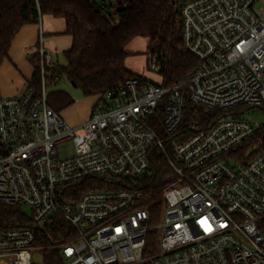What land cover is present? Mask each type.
<instances>
[{
  "label": "built area",
  "instance_id": "2783aa9c",
  "mask_svg": "<svg viewBox=\"0 0 264 264\" xmlns=\"http://www.w3.org/2000/svg\"><path fill=\"white\" fill-rule=\"evenodd\" d=\"M96 2L112 22L126 6ZM178 15L183 48L197 60L183 83L129 79L97 96L73 127L47 104L52 56L40 46L41 91L0 96V206L29 212L0 225V264H33L32 252L46 246L65 264H264V149L243 151L264 126L232 112L175 139L190 105L264 106V0H179ZM150 64L159 73L156 57ZM68 141L71 155L58 158ZM154 150L171 171L158 225L135 188ZM58 228L56 241L41 242Z\"/></svg>",
  "mask_w": 264,
  "mask_h": 264
},
{
  "label": "trees",
  "instance_id": "16d2710c",
  "mask_svg": "<svg viewBox=\"0 0 264 264\" xmlns=\"http://www.w3.org/2000/svg\"><path fill=\"white\" fill-rule=\"evenodd\" d=\"M178 1L125 0L126 6H120L117 10L118 21L112 22L104 15L96 0H0V63L8 57L15 36L24 26L39 23L42 16H51L64 22V34L70 37L71 46L63 53L65 64L51 65L46 68V72L66 78L84 96L97 97L133 78L150 82L125 66L126 59L132 56L126 47L136 38L147 39L150 59L156 57L159 61V75L164 87L183 83L195 69L197 60L183 48ZM29 61L34 72L28 85L40 92L39 54L30 57ZM46 98L47 104L58 114L74 103L72 97L63 91L47 92ZM247 110L239 107L221 112L190 105L185 109V118L175 139L181 136H185V139L193 127L206 131L219 119ZM157 132L161 135L159 128ZM263 149L264 129L243 151L253 150V156ZM170 177L171 171L165 156L159 150H154L149 171L138 180L135 187L147 198L145 207L149 208L152 215L151 223H155V217L161 212V190ZM91 181L81 184L80 190H87ZM23 219L25 215L21 209L0 206L1 226L13 227L23 223ZM58 230L51 234L50 240L42 235L41 242L56 241L59 238ZM155 235V232L149 233L145 255L153 251ZM42 264H65L61 250L56 246H46Z\"/></svg>",
  "mask_w": 264,
  "mask_h": 264
},
{
  "label": "rangeland",
  "instance_id": "374dc122",
  "mask_svg": "<svg viewBox=\"0 0 264 264\" xmlns=\"http://www.w3.org/2000/svg\"><path fill=\"white\" fill-rule=\"evenodd\" d=\"M47 23L44 25V30L46 32H54L64 28V24L59 19H54L48 17L44 19ZM49 30V31H48ZM69 39V38H68ZM61 48V47H59ZM126 50L131 52L132 56L126 59L125 65L128 70L131 72L142 76L145 80L152 83H161L162 78L158 72L154 71L150 64V53L147 49V39L145 38H136L130 42ZM51 54V53H50ZM53 61L52 66L55 65H64L65 59L62 51L58 50V55H52ZM50 81H48L46 86V92L54 91H63L69 94L74 103L65 109L63 113L60 114L61 118L72 126L71 120H80L85 117L89 112H91V106L96 101V96L86 97L83 95L82 91L78 88H75L66 78H58L53 76L51 73H48ZM264 107V106H263ZM68 115L70 118H67ZM245 119H248L251 123H258L261 126H264V108H250L243 115ZM72 142L68 141L57 146L56 151L58 153V158H65L68 155H71L72 152ZM23 213L29 216L27 209H23ZM155 225H158V222L155 221ZM43 262V251L35 250L32 252V263L33 264H42Z\"/></svg>",
  "mask_w": 264,
  "mask_h": 264
},
{
  "label": "crops",
  "instance_id": "0c3cea01",
  "mask_svg": "<svg viewBox=\"0 0 264 264\" xmlns=\"http://www.w3.org/2000/svg\"><path fill=\"white\" fill-rule=\"evenodd\" d=\"M48 17L51 16H42L39 23L24 26L15 36L8 51V57L0 63L1 97H18L25 92L34 72L29 58L37 54L40 46L52 55H58V50L64 53L70 48L71 39L64 34L65 24L62 20L64 28H61V30L49 33L44 30V25L47 23L44 19ZM40 31L43 33L41 44ZM93 105L91 106V110ZM90 113L80 120H71L72 126L80 127L88 120ZM66 117L70 118L68 115Z\"/></svg>",
  "mask_w": 264,
  "mask_h": 264
}]
</instances>
